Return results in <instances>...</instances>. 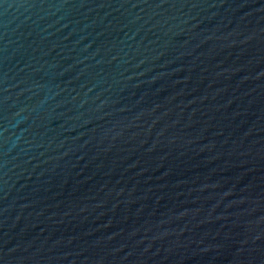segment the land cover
Segmentation results:
<instances>
[{"label":"water","instance_id":"obj_1","mask_svg":"<svg viewBox=\"0 0 264 264\" xmlns=\"http://www.w3.org/2000/svg\"><path fill=\"white\" fill-rule=\"evenodd\" d=\"M0 264H264V0H0Z\"/></svg>","mask_w":264,"mask_h":264}]
</instances>
